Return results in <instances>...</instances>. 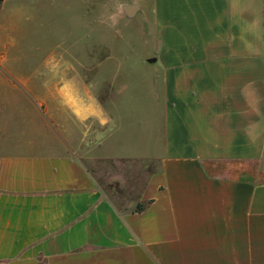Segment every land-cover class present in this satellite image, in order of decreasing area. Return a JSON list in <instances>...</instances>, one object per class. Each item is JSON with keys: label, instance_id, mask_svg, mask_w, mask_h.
Here are the masks:
<instances>
[{"label": "crops", "instance_id": "0c3cea01", "mask_svg": "<svg viewBox=\"0 0 264 264\" xmlns=\"http://www.w3.org/2000/svg\"><path fill=\"white\" fill-rule=\"evenodd\" d=\"M19 1L0 3V29L32 18ZM129 4L154 43V56L132 63L143 99L103 108L76 78L62 91L53 60L20 90L0 74L30 105L11 127V103H0V140L25 130L0 153V264H264V0ZM140 159L158 166L134 213L117 210L84 164Z\"/></svg>", "mask_w": 264, "mask_h": 264}, {"label": "rangeland", "instance_id": "374dc122", "mask_svg": "<svg viewBox=\"0 0 264 264\" xmlns=\"http://www.w3.org/2000/svg\"><path fill=\"white\" fill-rule=\"evenodd\" d=\"M123 1L126 0H59L54 5L49 0L24 1L23 11L32 16L29 22L17 18V28L0 29V74L20 90L23 85L26 87L24 79L50 74L52 67H48L47 62L53 60L54 64L58 63L54 68L58 66L62 91H66L71 79L76 78V88L89 89L94 101L103 108L111 103L133 102V96L143 99L140 97L144 90L142 80L139 77L141 85L137 87L134 81L138 79L131 73L138 65L132 63L154 56V43L148 18L137 14L126 16L121 9ZM13 3L20 5L21 1L10 0L7 6ZM4 67L12 74H6ZM158 76L157 94L161 92ZM43 83L44 87L52 86L51 80ZM12 88L8 83L0 87V103L6 100L11 103L9 107L16 118L8 126L16 127L26 120L22 121L19 116L29 114L26 106L30 105L22 94L16 100L9 93ZM66 99L60 98L61 102ZM155 100L158 122L160 96ZM64 110L55 113L61 126L67 128L68 115ZM86 126L90 135L103 130L95 119L88 120ZM6 131V138L0 140V153L14 151L24 138L25 130L21 125ZM84 164L107 199L121 211L134 208L129 206L136 203L146 178L158 166L157 161L147 159L85 161Z\"/></svg>", "mask_w": 264, "mask_h": 264}, {"label": "water", "instance_id": "95a60500", "mask_svg": "<svg viewBox=\"0 0 264 264\" xmlns=\"http://www.w3.org/2000/svg\"><path fill=\"white\" fill-rule=\"evenodd\" d=\"M137 8L138 6L136 4H129V5L122 6L121 9L125 13L126 16L132 17L135 15Z\"/></svg>", "mask_w": 264, "mask_h": 264}, {"label": "trees", "instance_id": "16d2710c", "mask_svg": "<svg viewBox=\"0 0 264 264\" xmlns=\"http://www.w3.org/2000/svg\"><path fill=\"white\" fill-rule=\"evenodd\" d=\"M3 0H0V3ZM116 208V207H115ZM145 208L144 204H136L135 207L133 209L130 210V212L134 213V212H140ZM117 209V208H116ZM118 210V209H117ZM124 211H126V209H124Z\"/></svg>", "mask_w": 264, "mask_h": 264}]
</instances>
